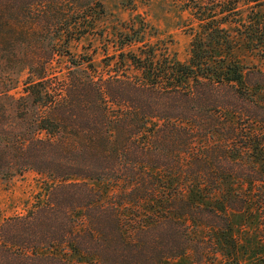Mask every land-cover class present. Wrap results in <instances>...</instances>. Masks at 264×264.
Returning <instances> with one entry per match:
<instances>
[{"label":"trees","instance_id":"trees-1","mask_svg":"<svg viewBox=\"0 0 264 264\" xmlns=\"http://www.w3.org/2000/svg\"><path fill=\"white\" fill-rule=\"evenodd\" d=\"M176 1L199 22L188 61L118 18L104 72L70 49L105 37L103 0H0V180H43L0 210V264H264L232 237L235 213L264 220V70L235 53L264 51V0Z\"/></svg>","mask_w":264,"mask_h":264},{"label":"rangeland","instance_id":"rangeland-1","mask_svg":"<svg viewBox=\"0 0 264 264\" xmlns=\"http://www.w3.org/2000/svg\"><path fill=\"white\" fill-rule=\"evenodd\" d=\"M108 13L110 14L104 21V27L107 32L104 38L100 36H86L79 41H73L70 49L75 54L91 55L95 65L106 72L105 62L108 56L117 55L119 52L111 41H108L107 35L113 36V28L118 24V18L139 26L142 19L150 24L147 40L157 45L159 53L166 50L171 56H175L181 61H188L191 56V43L194 38L193 28L199 29V22L195 20L192 11L185 7L182 2L176 0H103ZM119 28H122L119 25ZM126 51L129 49L126 48ZM137 50V46H134ZM237 58L245 65H255L264 70V51L250 49L245 42H241L235 51ZM94 186H100L93 182ZM43 180L35 172L25 173L19 176L13 182L0 180V210L6 216H12L19 213H26L28 208L35 202V196L42 190ZM236 188V187H234ZM228 189V188H227ZM230 189V188H229ZM227 191H225L226 193ZM221 201V200H220ZM219 202H214L216 206ZM234 220L233 238H238L243 251L250 255L259 254L264 256V242L259 240L258 232L263 226V217L260 211L251 206L246 212L235 213L232 215ZM200 235L209 238L204 229H200ZM212 236V237H211ZM213 243L212 248H218L224 245V241L218 233L210 235ZM247 257V255H246ZM260 259V258H259ZM258 259V260H259ZM165 264H198L194 253L188 252L184 256L170 260ZM202 264H222L221 258L217 259L215 255L204 261Z\"/></svg>","mask_w":264,"mask_h":264}]
</instances>
